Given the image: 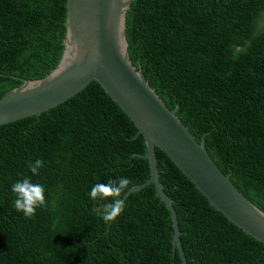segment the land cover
I'll return each mask as SVG.
<instances>
[{"label": "trees", "instance_id": "1", "mask_svg": "<svg viewBox=\"0 0 264 264\" xmlns=\"http://www.w3.org/2000/svg\"><path fill=\"white\" fill-rule=\"evenodd\" d=\"M127 51L144 79L251 204L264 213V0H132ZM65 0H0V97L48 74L60 59ZM145 146L94 81L37 115L0 125V264H181L170 217L152 184L129 193L105 223L91 187L149 177ZM186 264H264V246L211 207L154 148ZM42 159L33 175L28 164ZM45 186L34 218L11 185ZM111 201H105L110 203Z\"/></svg>", "mask_w": 264, "mask_h": 264}, {"label": "water", "instance_id": "2", "mask_svg": "<svg viewBox=\"0 0 264 264\" xmlns=\"http://www.w3.org/2000/svg\"><path fill=\"white\" fill-rule=\"evenodd\" d=\"M132 0H65L63 50L56 66L43 78L21 79L0 97V125L40 114L70 98L94 81L128 118L145 146L149 177L121 197L152 184L170 217L171 252L186 264L171 199L158 180L154 148H158L194 188L239 231L264 246V213L251 204L167 109L144 79L127 51L125 12Z\"/></svg>", "mask_w": 264, "mask_h": 264}, {"label": "clouds", "instance_id": "3", "mask_svg": "<svg viewBox=\"0 0 264 264\" xmlns=\"http://www.w3.org/2000/svg\"><path fill=\"white\" fill-rule=\"evenodd\" d=\"M45 166L42 159L30 161L28 168L33 175H39L40 169ZM132 181L125 176L109 179L106 182H98L91 187L90 199L94 202L92 211L107 223L114 221L123 213L126 202L121 199L128 190ZM11 192L15 199L13 206L16 211L22 212L26 218L32 219L38 208L46 207L45 186L32 181L30 176H25L11 185ZM105 201H111L105 203Z\"/></svg>", "mask_w": 264, "mask_h": 264}]
</instances>
